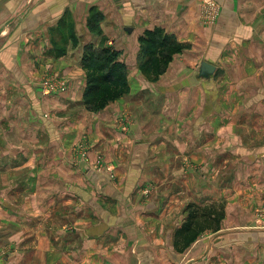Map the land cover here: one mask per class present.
Segmentation results:
<instances>
[{"label": "crops", "instance_id": "1", "mask_svg": "<svg viewBox=\"0 0 264 264\" xmlns=\"http://www.w3.org/2000/svg\"><path fill=\"white\" fill-rule=\"evenodd\" d=\"M210 1L220 14L211 26L201 21L205 0H0V220L6 227L18 220L11 197L24 184L11 176L37 167L55 169V197L81 201L97 222L44 249L28 246L20 216L21 229L0 233L10 252L0 264H44L45 254L47 264H264V220L252 212L239 220L228 210L221 231L204 233L184 253L169 242L186 221L185 206L203 200V183H188L181 170L188 157L204 161L205 140L212 154L200 169L224 161L244 169L245 187L259 186L264 198V177L245 172L264 176V0ZM156 29L191 48L151 83L139 70L140 40ZM89 46L117 53L129 83L126 96L98 113L84 105ZM203 63L215 71L201 73ZM48 77L64 87L43 96ZM80 125L90 128L76 132ZM82 137L93 152L113 153L112 172L73 162ZM204 189L217 200L223 193L219 184Z\"/></svg>", "mask_w": 264, "mask_h": 264}, {"label": "rangeland", "instance_id": "2", "mask_svg": "<svg viewBox=\"0 0 264 264\" xmlns=\"http://www.w3.org/2000/svg\"><path fill=\"white\" fill-rule=\"evenodd\" d=\"M214 13L215 12L206 10L205 7H202V16H201L202 20L201 21L208 23L207 26H211V24L216 23L218 17H220V14H218V12L215 14ZM183 46H184V49L191 48V45H183ZM255 52H258V50L256 51L253 50V53ZM175 55L173 59L175 58ZM143 76L149 82L151 83L153 82L151 79L152 77H149L145 74H143ZM63 85L64 84L60 79H54L52 77H48L40 83V88H42V93H43L45 88L48 86L59 88V87H62ZM252 90H255V88H252ZM48 94L49 93L47 94L44 93L43 96L51 95V94L49 95ZM91 113H94V112H91ZM123 117L129 118V115L125 114L123 115ZM85 127L90 128V126L87 127V126L80 125V126H77L75 131L82 132L85 129ZM125 130H127V128ZM84 133L85 132H83V134ZM86 140H87L86 137H82L77 142V146H75L76 147L75 152H74L75 158H73V162L77 166H80L84 169L92 170V172H94L97 175L103 176L104 173L108 175L105 169L107 170L110 169V171H113V169L115 168L112 164L109 163L111 160L112 162L114 160L113 153L111 152L95 153L93 152V146L90 143V139L87 141ZM211 154H212L211 141L205 140L204 146H203L204 161L199 164V162H196L198 161L196 158L193 159V158L188 157V159L185 160V167L184 169L182 168L181 170V173L182 172L184 174L189 173V176H186L185 180L188 183L189 181H192L193 183L198 182V184L203 183V187H202L203 188L202 192L204 195L202 196L203 200H199L198 203H191L189 204V206L190 205L196 206V207H199L200 209L215 208L217 212L223 210L225 217L227 216V213L229 210L232 216L234 217V219H239V220L244 219L243 217H244L245 212H249V213L252 212L254 213V217L255 219H257V221H260V220L263 221L264 218L262 217V214L264 213V200H263L264 198H261L263 192H260L258 190L259 186H255L254 190H249L248 187H245L244 169H235L233 167L235 163H233L232 161L228 165L230 167H233L234 169H229V167L227 166V162L225 161L223 162V164L220 165L221 169H200L203 167V165H209L208 162L210 160ZM48 160H50V163H48V165L53 162V159H48ZM178 167H180L179 163H178ZM245 172L247 176L254 177L252 178V180L254 181H256V178L258 175H259V178L257 181H259L260 177L261 178L264 177L263 175H261L263 174V170L261 169H245ZM108 177L110 179H113V177H116V176L112 174V175H109ZM14 182L24 184V188L17 189L16 193H13L15 195L11 197L12 198L11 201L13 202V204H15L14 206L11 207V211L12 213H15L18 220L16 222H13L14 225L11 224V226H8V227H6L5 222L0 220V233H3V232L13 233L21 229L20 227H18L20 226L19 217L25 216L26 217L25 221H22V224H24V227L26 228L25 229L22 228L21 230L23 231L22 234H24V238L26 239L25 241H27L28 246L29 247L39 246L42 243L44 249H47L48 246L55 247V241L60 240V239L55 240V238L57 237L61 238L59 236L71 235L73 232L77 231L78 229H84V228L89 229V227L94 228L95 226H97V225H94V224H97V222H93V220L90 219L91 218L90 214L87 213L88 210L85 208V206L83 205V203H81L80 200H79L80 202H75V200L73 202H68L66 200L67 196L63 195L61 192L55 197V169H46V168L39 169L37 167L33 169H25L22 174L17 173L11 176V183H14ZM217 184L220 185L221 191L223 190V193L218 196V200L215 197V193L213 194V197H211L212 194L208 195L204 189L205 185L211 189V187L213 188ZM243 184H244V187H243ZM235 185H236L235 189L228 188L229 186H235ZM145 195L146 193L143 194L142 196L145 198ZM244 203L249 204V206L245 207ZM184 206L185 205L183 204V201H181L180 204H177L172 214L175 215L176 213L181 212ZM189 206H185L184 208L185 219L188 217V214L186 213L187 211L186 209ZM0 209H2V206L0 207ZM34 214H36L37 216H35ZM85 219H88L89 223L84 222ZM223 221L221 224V228L223 225ZM256 222L255 224H257ZM168 223L169 221L167 219L165 220L164 225L166 226V224ZM184 223L185 221L183 222V224ZM236 224H239V223L236 222ZM249 224L255 225L254 219L252 220V223H249ZM234 225H235L234 221L230 220L226 224L225 229L234 227ZM95 229L96 228H94L93 230ZM175 229L177 232L180 228H175ZM209 232L213 233L214 231L211 230ZM200 238L201 237H199V239ZM16 239H17V243H20L21 239L18 237ZM174 239L175 238H172V240H169V242L172 241L173 245L175 241ZM72 240H73L72 243H75L77 241V238H74ZM125 240L133 241L135 239L131 238V239H125ZM4 241H5L4 239L0 240V242H2V245ZM2 245L0 246L1 247L0 248L1 249L0 259H2V257L9 256V253H10L8 252L9 249L8 248L4 249L3 248L4 246L2 247ZM31 250H33V248H30L29 251ZM171 256H173V254H171ZM49 257H51L50 254L44 255V261H43L44 264H47V262L49 261ZM173 260L177 261L176 256H173Z\"/></svg>", "mask_w": 264, "mask_h": 264}, {"label": "trees", "instance_id": "3", "mask_svg": "<svg viewBox=\"0 0 264 264\" xmlns=\"http://www.w3.org/2000/svg\"><path fill=\"white\" fill-rule=\"evenodd\" d=\"M140 44V70L152 77L153 82L165 73L174 55L184 49L183 45L166 35L162 29L146 32ZM86 54L82 62L87 71L84 105L88 111L97 113L129 93L127 70L117 62V53L110 49L89 46ZM186 210L188 217L174 239L175 250L179 253L188 250L202 234L211 230L219 232L225 219L224 211L217 212L215 208L200 209L190 205Z\"/></svg>", "mask_w": 264, "mask_h": 264}, {"label": "built area", "instance_id": "4", "mask_svg": "<svg viewBox=\"0 0 264 264\" xmlns=\"http://www.w3.org/2000/svg\"><path fill=\"white\" fill-rule=\"evenodd\" d=\"M204 7L206 10L212 11V9L214 8V5L210 0H205V6ZM63 87H64V85L62 86V88ZM57 90H58V87L48 86L45 88L44 93L45 94H47V93L52 94V93H55ZM105 170H107V169H105ZM107 171L110 172V169H108Z\"/></svg>", "mask_w": 264, "mask_h": 264}, {"label": "water", "instance_id": "5", "mask_svg": "<svg viewBox=\"0 0 264 264\" xmlns=\"http://www.w3.org/2000/svg\"><path fill=\"white\" fill-rule=\"evenodd\" d=\"M214 71H215V68L208 63H203L201 65V73L212 74Z\"/></svg>", "mask_w": 264, "mask_h": 264}]
</instances>
